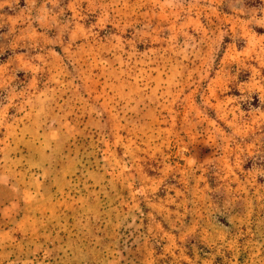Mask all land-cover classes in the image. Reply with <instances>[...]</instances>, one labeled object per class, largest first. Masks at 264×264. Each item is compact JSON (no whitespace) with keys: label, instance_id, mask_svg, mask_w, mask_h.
<instances>
[{"label":"rangeland","instance_id":"374dc122","mask_svg":"<svg viewBox=\"0 0 264 264\" xmlns=\"http://www.w3.org/2000/svg\"><path fill=\"white\" fill-rule=\"evenodd\" d=\"M0 264H264V0H0Z\"/></svg>","mask_w":264,"mask_h":264}]
</instances>
